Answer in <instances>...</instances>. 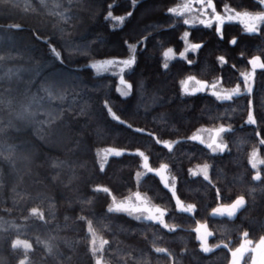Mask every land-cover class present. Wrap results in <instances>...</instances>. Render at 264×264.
Here are the masks:
<instances>
[{
  "label": "trees",
  "instance_id": "16d2710c",
  "mask_svg": "<svg viewBox=\"0 0 264 264\" xmlns=\"http://www.w3.org/2000/svg\"><path fill=\"white\" fill-rule=\"evenodd\" d=\"M182 4L0 0V264H97L92 231L105 264H230L244 237H264V21L249 32L231 19L264 12L263 0H212L209 26L170 11ZM185 33L202 47L182 58ZM169 48L176 58L165 70ZM133 55L127 98L116 73L90 67ZM189 77L240 93L188 95ZM219 128L223 152L193 140ZM143 155L167 168L191 213ZM202 167L207 177L193 173ZM135 192L166 211L169 228L112 209ZM199 223L212 250L201 247Z\"/></svg>",
  "mask_w": 264,
  "mask_h": 264
},
{
  "label": "rangeland",
  "instance_id": "374dc122",
  "mask_svg": "<svg viewBox=\"0 0 264 264\" xmlns=\"http://www.w3.org/2000/svg\"><path fill=\"white\" fill-rule=\"evenodd\" d=\"M263 5H264V0H263ZM173 11L176 14L184 16L186 23L188 25L204 24V25L209 26V25H212L216 19L215 15H213L212 13V0H183V4L180 7L175 8ZM228 14L231 15L232 14L231 11H229ZM262 16H264V12L258 13V14L233 13L231 19L245 24V23H253V20L251 18L262 17ZM263 21L264 19H260L258 21V26ZM131 58L132 56L127 59H131ZM123 60H126V59H123ZM123 60L108 59V60L97 61V62H94L93 64L101 65L100 68L96 69L98 73L113 72L117 74L120 80V77L123 76L124 71L129 69V68H126L123 71H121V69L123 68V65L120 63V61H123ZM107 61H114L115 63L109 65L107 64ZM168 61L165 60V63H168ZM196 81L198 80L195 79L192 82V84L189 85L190 90L197 89L196 93L209 90L214 95L219 94L216 96L220 98L221 100H229L233 96L238 95L240 93V89L238 87L234 89H226V88H223L220 84L207 85V84H203L200 81L199 83H196ZM120 87H122V85L119 83V88ZM237 89H239L238 92L236 91ZM252 120H253V117L252 115H250L249 123H253L251 122ZM223 131H225L224 128L201 129L193 137V140L203 144L204 146L209 148L214 153H220V152H223V150L225 149V146L221 138ZM221 145L224 146L223 149H221L220 147ZM260 163L261 161L258 157V154L255 153L253 155L254 167L256 168ZM143 167L145 168V170L153 172L160 177L163 183L173 193L174 198L177 202L178 208L180 210L188 212V213H191L193 211L192 206L183 204L176 197L175 188L169 182V174L165 166L153 169L152 167H150L147 158L143 155ZM203 168H206V167H202L201 169ZM201 169L197 171L195 170L193 171V173L202 174L203 176H205L201 172ZM117 205H119L120 207L117 208ZM112 209L115 211L126 212L137 219L157 222L163 225L164 227L169 228L165 221L166 211L158 206L151 204L147 200V198L140 192H135L132 195L124 199H114L113 204H112ZM230 209L234 211L237 210V205L234 204ZM195 230H196L198 239L201 243V247L205 251L212 250L213 247L209 244V238L211 236V232L208 229L207 225L204 223H199L196 226ZM92 235H93L92 236L93 237L92 248H93V252L97 256L96 263L105 264L102 261L101 257L99 256L100 253L102 252L103 243L101 240H99L100 238L93 231H92ZM230 264H264V237L256 242H252L246 237H244L240 246L231 250Z\"/></svg>",
  "mask_w": 264,
  "mask_h": 264
},
{
  "label": "snow or ice",
  "instance_id": "6c2138e0",
  "mask_svg": "<svg viewBox=\"0 0 264 264\" xmlns=\"http://www.w3.org/2000/svg\"><path fill=\"white\" fill-rule=\"evenodd\" d=\"M170 11H173V10H170ZM130 15H131V12L128 13V16H130ZM107 18L108 19H112L113 18L111 12H109ZM123 19H124L123 17L119 18L118 22L122 24L123 23ZM251 19L253 20V23H245V27L247 28V30L249 32H257L258 31V21L260 19H264V16H262V17H254V18H251ZM189 35H190L189 33H185L184 36L181 38L183 43L185 44V48H184L183 52L180 53V57H182V58H186L188 52L196 53L198 51V49L200 47H202V45L190 43L189 40H188V36ZM231 43L235 44V40L231 41ZM128 47H129L130 51L133 54L136 52V47L134 45H128ZM175 58H176V53L174 52V50L172 48H169L164 53V59L166 61L172 60V59H175ZM218 59L221 61V63L226 62V61H224L223 57H220ZM257 62H260V57H256L252 61L253 64H256ZM113 63H115V62L114 61H107V64H109V65H111ZM120 63L123 65V68L121 69V71H123L126 68H131L135 64V56L133 55V57L131 59H126V60L120 61ZM189 63H191V62L189 61ZM259 66L264 67V62H261L259 64ZM90 67L95 70V69L100 68L101 65L93 64V65H90ZM162 67H163V69L166 70L169 67V64L168 63H163ZM194 80H195L194 77H189L187 80L182 81L183 92L185 94H188V95H195L196 94L197 89H194V90H190L189 89V85H191ZM119 83L122 85V87L117 89V93L122 98H127L128 96H130L131 92H132V84L130 82L125 81L123 76L120 77ZM196 83H199V81H196ZM236 91L238 92L239 89H237ZM216 95H219V94H216ZM251 122L254 123L255 121L252 120ZM220 147H221V149H223L224 146L221 145ZM201 172L205 175V177H207L206 168L201 169ZM257 179H259V177H257ZM119 207L120 206L117 205V208H119Z\"/></svg>",
  "mask_w": 264,
  "mask_h": 264
},
{
  "label": "water",
  "instance_id": "95a60500",
  "mask_svg": "<svg viewBox=\"0 0 264 264\" xmlns=\"http://www.w3.org/2000/svg\"><path fill=\"white\" fill-rule=\"evenodd\" d=\"M233 40H234V39H233ZM233 40H232V41H233ZM256 177H258V175H257ZM215 216H218V213H215Z\"/></svg>",
  "mask_w": 264,
  "mask_h": 264
}]
</instances>
